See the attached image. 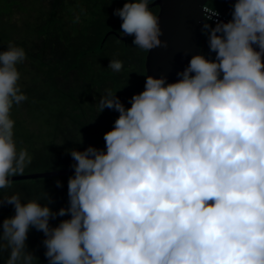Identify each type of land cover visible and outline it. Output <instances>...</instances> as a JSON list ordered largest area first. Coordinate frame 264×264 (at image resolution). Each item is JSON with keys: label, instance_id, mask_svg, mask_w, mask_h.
I'll list each match as a JSON object with an SVG mask.
<instances>
[{"label": "clouds", "instance_id": "clouds-1", "mask_svg": "<svg viewBox=\"0 0 264 264\" xmlns=\"http://www.w3.org/2000/svg\"><path fill=\"white\" fill-rule=\"evenodd\" d=\"M113 14L135 46H166L149 0H125ZM203 27L214 59L193 55L174 82L147 76L130 107L111 90L99 99L98 114L119 115L104 148L70 150L67 207L53 212L47 193L46 203L0 198L14 207L0 223L5 264L38 261L31 228L44 234L48 264H264V0H234L231 20ZM25 59L22 47L0 51V189L31 163L11 118L27 100ZM58 216L68 218L51 226Z\"/></svg>", "mask_w": 264, "mask_h": 264}, {"label": "rangeland", "instance_id": "rangeland-1", "mask_svg": "<svg viewBox=\"0 0 264 264\" xmlns=\"http://www.w3.org/2000/svg\"><path fill=\"white\" fill-rule=\"evenodd\" d=\"M22 1V7L0 15V51L12 44L26 53L17 68L21 73L19 85L27 100L13 105L11 110L14 139L18 150L31 151V163L24 173L71 168L75 162L70 150L104 148V133L113 128L119 115L107 108L98 114L97 104L106 90L116 93L125 107L131 106L134 94L144 90L146 51L133 44L134 37L126 45L110 37L98 53L93 51L109 27L122 32V21L113 13L123 0H116V4L114 0ZM233 3L234 0H208L207 5L218 6L229 16ZM150 10L156 16L159 8ZM77 16L79 22H75ZM202 43L205 49L209 47L205 32ZM83 51L85 55L78 56ZM110 60L122 61L123 69L114 72L108 68ZM80 134L83 143L76 142ZM27 142H35V147L29 149ZM72 175L16 180L10 188L0 189V198L19 194L24 201L37 199L46 203L47 193L51 198L49 206L58 212L68 206L67 186ZM13 215L12 205L0 206V223ZM67 218L58 216L50 220V225L54 227ZM44 239L43 232L29 230L26 244L38 258L34 264H48ZM7 258L8 252L0 255V264H5Z\"/></svg>", "mask_w": 264, "mask_h": 264}, {"label": "water", "instance_id": "water-1", "mask_svg": "<svg viewBox=\"0 0 264 264\" xmlns=\"http://www.w3.org/2000/svg\"><path fill=\"white\" fill-rule=\"evenodd\" d=\"M208 0H155L149 6H159L157 17L162 45L146 51L144 77H166L174 82L180 77L193 55L202 54L204 36V6ZM74 174V168L23 173L13 177V181Z\"/></svg>", "mask_w": 264, "mask_h": 264}, {"label": "flooded vegetation", "instance_id": "flooded-vegetation-1", "mask_svg": "<svg viewBox=\"0 0 264 264\" xmlns=\"http://www.w3.org/2000/svg\"><path fill=\"white\" fill-rule=\"evenodd\" d=\"M111 1V0H110ZM155 0H152L151 2H149V4H151L152 2H154ZM22 0H0V15L2 14H10L13 9L16 7V6H20L22 7ZM123 3L120 5V8L123 7V4L125 2V0L122 1ZM113 3H117L116 0L113 1ZM150 8H155L156 10L159 8L158 5H155V6H149ZM233 11V10H232ZM231 11V12H232ZM232 18V15H229V20H231ZM113 25V24H112ZM78 26H76L75 29H77ZM205 32V31H204ZM102 33V32H101ZM111 38H114L116 40H119L120 42H123L125 45L126 43L128 42L129 39L132 38V36H123L121 35V32L117 29V28H113V27H109L103 37H102V40L100 42V45L97 46L96 48L93 49L94 53H98L99 50L104 47L105 45V42ZM204 37V36H203ZM203 41V39H202ZM202 46H203V43L201 42ZM100 47V48H99ZM124 48V47H123ZM85 55V51L81 52V53H78V56H84Z\"/></svg>", "mask_w": 264, "mask_h": 264}, {"label": "built area", "instance_id": "built-area-1", "mask_svg": "<svg viewBox=\"0 0 264 264\" xmlns=\"http://www.w3.org/2000/svg\"><path fill=\"white\" fill-rule=\"evenodd\" d=\"M217 12L219 15L218 16H212L211 19L210 16L213 12ZM204 15H205V20L210 21L212 23H216L217 21H222V22H227L229 21V16L221 11L215 10L213 8H211L208 5L204 6Z\"/></svg>", "mask_w": 264, "mask_h": 264}, {"label": "crops", "instance_id": "crops-1", "mask_svg": "<svg viewBox=\"0 0 264 264\" xmlns=\"http://www.w3.org/2000/svg\"><path fill=\"white\" fill-rule=\"evenodd\" d=\"M211 8L218 10V11H221V10H219L218 6H214ZM212 26H214V25H212ZM202 54L205 55L207 58L211 59V51L209 50V47L207 49H205V46L203 45L202 46Z\"/></svg>", "mask_w": 264, "mask_h": 264}, {"label": "trees", "instance_id": "trees-1", "mask_svg": "<svg viewBox=\"0 0 264 264\" xmlns=\"http://www.w3.org/2000/svg\"><path fill=\"white\" fill-rule=\"evenodd\" d=\"M207 21V20H206ZM210 22V21H209ZM207 23V22H206ZM211 23V25H215L214 23H212V22H210ZM26 144H28L27 146H29V147H31V148H29V149H32L33 147H35V142H27ZM31 145H33V146H31ZM31 151L29 150L28 151V153H30ZM37 153V152H36ZM36 153H35V155H36ZM38 159H41V156L38 158Z\"/></svg>", "mask_w": 264, "mask_h": 264}]
</instances>
